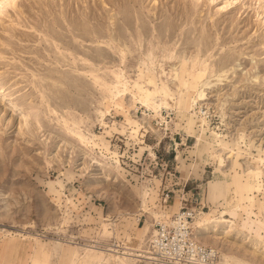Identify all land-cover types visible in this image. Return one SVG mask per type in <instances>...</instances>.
<instances>
[{
  "label": "rangeland",
  "instance_id": "rangeland-1",
  "mask_svg": "<svg viewBox=\"0 0 264 264\" xmlns=\"http://www.w3.org/2000/svg\"><path fill=\"white\" fill-rule=\"evenodd\" d=\"M179 216L214 259L159 247ZM210 219L232 227L195 234ZM251 241L264 0L0 5V264H264Z\"/></svg>",
  "mask_w": 264,
  "mask_h": 264
},
{
  "label": "bare ground",
  "instance_id": "bare-ground-1",
  "mask_svg": "<svg viewBox=\"0 0 264 264\" xmlns=\"http://www.w3.org/2000/svg\"><path fill=\"white\" fill-rule=\"evenodd\" d=\"M6 1H8V0H0V5L3 4V3H5ZM199 99L200 100L203 99V96L202 97L200 96ZM11 104L13 106H15V107L17 106L15 103H11ZM17 108L20 110V112H27L28 111V109H27V107L25 105H18ZM225 200L227 201V199H225ZM180 218L181 217L179 216L177 218V220H175L173 222L174 224H176L175 226H173V228H174V232L180 230L181 233L183 234V232L186 231V230H184L185 227L183 226V225H185L186 222L184 220H181ZM161 225L163 226V230H162L163 233H162V235H160L161 233L158 234V237L156 238V241L155 242L159 245V247H162L163 249L164 248H168V250L170 249L169 251H167V253H173L172 252V249L170 247V243L169 242H166V243H164V241L160 242L161 239L159 238V236H161V237L166 236L165 235V225L166 224L163 223ZM231 227H232V222L227 221V220H222V221H216V220H212V219H210V220H204L201 223H199L195 234H198V235L201 236V238H203L205 235L209 234L210 232H215V231H217V232H220V231L221 232L222 231L223 232H226ZM181 229H183L184 231L181 230ZM212 237H214V236H212ZM194 242L190 241L191 246H192V250H189L188 251L187 259L193 260L196 263H198V262H202V261L205 262L207 259H214L215 258V250H214V248H212V246H210L209 248H206L205 246L207 245V243H206V241L204 239L202 241H198V243H194ZM250 247H251V249L248 250V254H251L253 257L255 255L257 256V253L255 252L257 250H260L261 249V251L264 252V242H261V241L260 242H258V241H251L250 242ZM199 249L200 250H204V251L200 252ZM177 251H179V250L177 249ZM177 251H175V253H173L174 254L173 258L175 259L174 262H177L178 256H181L180 254H178ZM195 255H198V258L200 260L197 261V257ZM259 259L264 260V256L263 255L262 256L259 255ZM188 262H190V261H188Z\"/></svg>",
  "mask_w": 264,
  "mask_h": 264
},
{
  "label": "built area",
  "instance_id": "built-area-1",
  "mask_svg": "<svg viewBox=\"0 0 264 264\" xmlns=\"http://www.w3.org/2000/svg\"><path fill=\"white\" fill-rule=\"evenodd\" d=\"M158 225L159 226L156 230L158 233H161L160 235H162L163 226L159 223H158ZM159 238L161 239L160 242L164 241V243H166V242L170 243V247H171L173 253H175V251H177V249H178L179 250V251H177L178 254L183 255V256H185V255L187 256L188 251L192 250V246H191V243L189 241V238L187 237L186 233L183 235L180 230L174 232V229H173V231H171V234L169 232L166 234V236H164V237L159 236ZM199 251L202 252L204 250L199 249ZM181 260H183V259H181Z\"/></svg>",
  "mask_w": 264,
  "mask_h": 264
}]
</instances>
